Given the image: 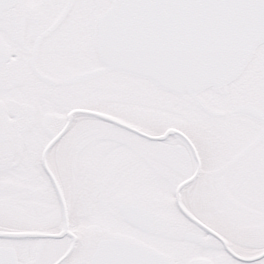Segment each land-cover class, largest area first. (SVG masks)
Instances as JSON below:
<instances>
[{
	"label": "snow or ice",
	"instance_id": "obj_1",
	"mask_svg": "<svg viewBox=\"0 0 264 264\" xmlns=\"http://www.w3.org/2000/svg\"><path fill=\"white\" fill-rule=\"evenodd\" d=\"M0 264H264V0H0Z\"/></svg>",
	"mask_w": 264,
	"mask_h": 264
}]
</instances>
